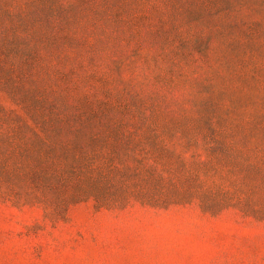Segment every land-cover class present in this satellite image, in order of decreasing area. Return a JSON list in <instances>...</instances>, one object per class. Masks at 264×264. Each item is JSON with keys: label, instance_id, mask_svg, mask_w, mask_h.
<instances>
[{"label": "rangeland", "instance_id": "rangeland-1", "mask_svg": "<svg viewBox=\"0 0 264 264\" xmlns=\"http://www.w3.org/2000/svg\"><path fill=\"white\" fill-rule=\"evenodd\" d=\"M0 264H264V0H0Z\"/></svg>", "mask_w": 264, "mask_h": 264}]
</instances>
